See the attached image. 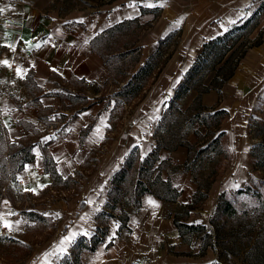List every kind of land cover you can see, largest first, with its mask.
Listing matches in <instances>:
<instances>
[{
	"label": "rangeland",
	"instance_id": "374dc122",
	"mask_svg": "<svg viewBox=\"0 0 264 264\" xmlns=\"http://www.w3.org/2000/svg\"><path fill=\"white\" fill-rule=\"evenodd\" d=\"M257 5L258 0H0V9H3L0 11V38L3 35L2 27L5 26L3 24L14 21L32 27L40 26V23L45 21L47 25L60 26L62 32L75 31L78 25L84 31L94 32V36L126 18L139 16L142 25V28L136 31L137 34H135L137 26L134 23L124 28L125 34L120 33L117 36L119 51L124 50L125 46H128V49L140 46V61L135 67L131 66L130 56L116 62L124 71L119 83H115L108 65V75L111 79L108 76L109 80L100 87L94 85L93 88L96 90L101 88L98 95L90 94L87 98V105L91 104L89 110L94 113L91 118L96 119L93 129L85 139V149L88 151L102 145L106 149L103 154L96 152L99 157L98 169L85 177L78 195L69 197V192L74 191L73 189L68 191L64 186L63 190H58L59 186H44L38 191L24 190L17 184L16 179H12L13 177L2 178V159L9 157L11 147L7 145L4 148L0 137V218L12 225L9 229L0 222V264H57L72 244L61 243L62 237L59 235L64 234V227L76 216L75 207L84 198L93 201L95 206L87 211L90 212L88 214L90 219L85 234H90L94 230L96 215L105 204L113 172L135 145L139 146L141 155H145L153 147L156 142L155 129L158 118L167 106L170 94L174 92L186 70L196 59L204 41L219 30L225 31L239 20L241 15L246 17L251 14ZM141 6L153 9L158 16L155 18L154 12L142 14ZM263 27L264 11L260 16L259 26L250 36L256 37ZM173 30L175 33L164 47L166 52L173 50L174 54L145 99L133 109L130 108V102L115 105V92L128 80L133 69L157 49L159 40ZM125 41L128 45L122 46ZM3 46L0 42V56L3 53ZM112 58L115 60L114 56ZM103 62L105 63L104 60ZM221 64L222 62L218 63L217 67ZM29 86L31 85H28V88ZM196 93L190 91L182 99L181 104L188 105ZM100 95L104 96L103 100H97V96ZM202 99L208 106L220 100L221 107L229 111L223 123V129L226 130L223 140L230 156L228 160L221 158L219 162L206 165L198 172V176L202 177L208 175L212 166H216L219 177L212 184L206 201L191 211L189 218L191 222L208 223L215 212L221 192L226 191L227 197L233 200L240 211H244L249 204L254 203V200L247 195L232 193L250 183H256L264 176V162L259 157L262 149L257 146L264 137V36L260 45L249 48L234 75L222 88V92L211 90L203 94ZM114 106L116 107L112 114ZM1 114L0 111V134L2 133L6 142L10 143L12 140L6 133ZM54 117L56 118L52 115L46 128V132L53 137L56 135V126L51 129L50 124L59 121L57 125L64 127L67 121L64 116L56 119ZM33 134L37 136L38 133ZM189 138L195 140L193 133L189 134ZM169 151L162 150L161 157H169ZM180 153L178 151L173 156L176 164L174 181L182 189V194L177 201L165 204L166 214L191 201L198 186L193 171H185L183 166L188 149L187 152ZM163 175L166 177L167 172ZM257 191H264V183L259 184ZM125 207L129 212L134 208L127 203ZM25 210L39 211L50 220L41 223L28 219ZM108 223L106 243L113 242L126 229L119 226L120 220L115 216L110 217ZM263 224L264 212L261 210L256 234L261 233L260 227ZM185 243L189 244L190 251L184 252L192 254L201 241L197 235H188ZM223 246V243L218 245L220 255H216L213 248H209L207 257L211 258L210 263L218 261L216 264H249L253 258L248 250L249 243H229L230 249L236 253H222ZM166 248L174 252V247Z\"/></svg>",
	"mask_w": 264,
	"mask_h": 264
},
{
	"label": "trees",
	"instance_id": "16d2710c",
	"mask_svg": "<svg viewBox=\"0 0 264 264\" xmlns=\"http://www.w3.org/2000/svg\"><path fill=\"white\" fill-rule=\"evenodd\" d=\"M141 10L142 14L154 12L153 9H147L143 6H141ZM263 11L264 0H258V5L251 14L240 18L225 31L203 43L196 59L186 70L183 79L175 87L174 92L170 94L167 106L158 118L155 129L156 144L145 155H141L138 145L129 151L111 176L106 201L96 215L97 222L94 230L90 234L79 235L71 244L69 251L62 255L57 264H85L84 254H94L101 245L106 243L110 217L119 218L121 228L127 227L130 212L126 210V203L140 206L145 194L154 195L165 201H177L182 194V189L174 181L176 164L173 157H161L160 153L163 149L174 151L180 146H185L188 149L187 158L183 163L184 169L185 171H193L198 184L191 201L181 204L175 210L174 224L180 235L185 240L188 235L198 236L201 244L197 255L206 254L210 247L213 248L216 255H220L218 248L220 243L224 244L221 247L222 253H236L230 249L229 243H249L248 250L253 255L249 264H264V224L260 227L261 233L256 234L260 211L264 212V191H257V187L260 183H264V176H261L262 178L256 183H250L232 193L234 195H247L254 200V203L249 204L244 211H240L233 200L227 197L226 191H223L218 197L215 212L209 218L208 223L189 221L191 211L199 208L206 201L212 184L219 177L216 166L211 167L208 175L199 177L198 172L206 165L217 163L221 158L228 160L230 156L229 149L223 140L226 135L223 123L229 115V111L221 107L220 100L212 106L205 105L202 99L203 94L214 89L221 93L222 88L234 75L238 64L249 48L263 42L264 27L260 29L256 37L250 36L259 26ZM156 16L158 13H155V18ZM134 23L137 26L135 29V34H137L136 31L142 28L139 16L118 21L93 36L89 43L92 51L100 55L107 66L109 65V71L114 75L115 83H119V78L124 75V71L120 69V65H117V61L130 56L133 67L140 61V46L128 49V46H125L128 43L125 41L122 45L125 46V49L119 51L120 46L117 44L119 41L117 36L124 33V28ZM174 33V30L170 31L161 38L157 49L136 69H133L128 80L123 82L120 89L115 92V105L130 102V108L133 109L145 99L148 91L174 54L173 50L166 52V47H164V44L170 41ZM220 62L222 64L217 67ZM55 74L57 73L55 72ZM109 78L111 79V76ZM190 91L197 93L188 105L183 106L181 101ZM64 96L73 101L82 102L81 110L91 106V104L85 105L88 101V96L85 94L76 93L73 95L68 92ZM103 99L104 96H97V100ZM115 107L111 110L112 114ZM91 119L87 126L82 129L81 141L94 126L96 118ZM33 132L40 133V130L35 128ZM190 133H193L195 140L189 138ZM0 137L4 148L7 145L11 147L9 157L2 159L1 176L2 178L13 177L12 179L17 180V172L24 168L25 163L35 160L33 147L36 143L31 139L32 134L10 143L6 142L2 133ZM49 143L42 145V152L45 170L53 178L51 187L59 186L58 190L65 188L68 191L73 189L74 192L68 194L72 198L80 192L83 185L82 180L90 174L86 173V175L85 169L90 167V172L97 169L99 157H97L96 152L103 154L106 148L103 145L100 148H92L81 163V170L77 169L75 175L64 178L56 169V163L48 147ZM257 146L262 149L259 157L264 162V137L261 138ZM93 162H95L94 165L91 164ZM164 172H167L166 177L163 175ZM87 206L88 202L82 201L79 210L83 211ZM25 212L28 219L31 220L41 223L50 220L48 216L36 210H25ZM53 226L56 229V226ZM67 228L68 226L65 227L63 233L66 232ZM108 245L109 243H106V246ZM217 262L214 261L211 264Z\"/></svg>",
	"mask_w": 264,
	"mask_h": 264
},
{
	"label": "crops",
	"instance_id": "0c3cea01",
	"mask_svg": "<svg viewBox=\"0 0 264 264\" xmlns=\"http://www.w3.org/2000/svg\"><path fill=\"white\" fill-rule=\"evenodd\" d=\"M3 25L0 38L4 45L0 56L1 119L12 141L33 135L35 160L25 163L24 168L17 172L16 182L24 190L38 191L44 186L51 187L53 183L51 174L45 170L42 152V145L47 142H50L48 147L62 177L75 175L77 169L81 170V163L90 151L85 149V139L93 128L82 141L81 132L94 113L90 107L81 110L82 102L73 101L64 94L98 95L101 88L96 90L93 87H100L108 79V68L89 45L95 33L84 31L78 25L75 31L66 32H62L60 26L47 25L45 21L34 27L15 21ZM28 85L31 86L28 88ZM52 115L67 119L64 127L57 125V121L54 137L46 132ZM35 128L42 131L37 136L33 134ZM178 151L182 154L187 152V148L180 146L169 151V156L173 157ZM89 169H85V174H92ZM82 201H87L88 206L80 211ZM167 202L171 201L145 194L142 204L136 206V210L133 206L130 211L126 229L108 246L101 245L94 254L85 253L84 263L211 264V258L207 257L210 249L204 255L196 254L199 246L192 254L184 252L190 251V246L174 224L175 211L164 213ZM94 207V202L86 198L78 202L76 216L68 223L66 232L59 235L64 243H73L85 233L90 219L87 211ZM66 237L69 240H65ZM167 246L174 247V252Z\"/></svg>",
	"mask_w": 264,
	"mask_h": 264
},
{
	"label": "snow or ice",
	"instance_id": "6c2138e0",
	"mask_svg": "<svg viewBox=\"0 0 264 264\" xmlns=\"http://www.w3.org/2000/svg\"><path fill=\"white\" fill-rule=\"evenodd\" d=\"M148 6H152V5H148ZM0 11H3V9H0ZM36 47H39V45H37ZM5 63H6V62H5ZM98 131H99V130H98ZM33 191H35V190L33 189ZM150 203H153V204H154V202H152V201H150ZM56 215H58V214H56ZM0 222H3L4 227L9 228V229L12 228V225L9 224V223L6 222V221H2V218H0ZM73 235H74V234H73ZM65 240H69V238L66 237ZM61 243H64V241H62Z\"/></svg>",
	"mask_w": 264,
	"mask_h": 264
},
{
	"label": "built area",
	"instance_id": "2783aa9c",
	"mask_svg": "<svg viewBox=\"0 0 264 264\" xmlns=\"http://www.w3.org/2000/svg\"><path fill=\"white\" fill-rule=\"evenodd\" d=\"M54 118H55V117H54ZM55 119H56V118H55ZM55 123H57V121H56ZM55 123L52 122V123L50 124V128H51V129H54L55 126H56V128H57V125H56ZM55 133H56V132H55Z\"/></svg>",
	"mask_w": 264,
	"mask_h": 264
},
{
	"label": "water",
	"instance_id": "95a60500",
	"mask_svg": "<svg viewBox=\"0 0 264 264\" xmlns=\"http://www.w3.org/2000/svg\"><path fill=\"white\" fill-rule=\"evenodd\" d=\"M192 63H193V62H192ZM192 63H191V64H192ZM155 144H156V142L154 143V145H155ZM154 145H153V146H154Z\"/></svg>",
	"mask_w": 264,
	"mask_h": 264
}]
</instances>
